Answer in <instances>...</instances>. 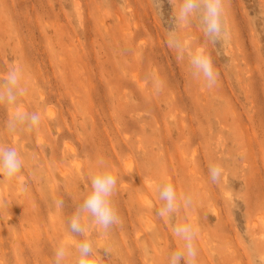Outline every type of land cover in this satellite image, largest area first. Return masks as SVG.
Segmentation results:
<instances>
[{"label":"rangeland","instance_id":"rangeland-1","mask_svg":"<svg viewBox=\"0 0 264 264\" xmlns=\"http://www.w3.org/2000/svg\"><path fill=\"white\" fill-rule=\"evenodd\" d=\"M180 3L161 0L160 20L152 0H0V82L19 68L25 89L15 106L0 103V145L22 160L18 179L0 184V264H54L61 244L69 264L85 238L103 264H169L184 223L196 264H264V0H223L222 44L196 18L176 28L211 55V88L168 45ZM17 110L40 114L32 133L8 131ZM100 161L117 177L122 224L105 232L84 214V235L72 233ZM164 177L193 200L170 219L156 214Z\"/></svg>","mask_w":264,"mask_h":264},{"label":"clouds","instance_id":"clouds-1","mask_svg":"<svg viewBox=\"0 0 264 264\" xmlns=\"http://www.w3.org/2000/svg\"><path fill=\"white\" fill-rule=\"evenodd\" d=\"M171 2V0H170ZM153 7L162 18L161 0H152ZM199 21L204 36L212 44H222L228 41L229 33L223 21V0H181L178 11L174 14L175 28L166 30L168 34V45L177 50L179 58L185 54L189 55L192 75L194 77L203 76L206 86L213 87L219 76L214 69L213 60L204 48H197L191 52L178 38L176 28L178 26H188L192 19ZM21 72L19 68H13L7 74V78L0 82V103L10 106L17 104L18 97L25 91L21 87ZM161 82L155 81V88L161 89ZM39 113H27L15 111L12 118L7 123L10 133H32L40 124ZM97 167L89 177L90 191L85 195L83 202L68 218V229L72 233L84 235L85 228L82 225L84 214L91 217L95 224L107 232L114 225L122 224L113 203L112 196L117 186V177L112 171L104 166V162H99ZM22 170V160L18 151L9 146L0 145V184L11 185ZM209 176L213 183H219L224 178V169L220 164L211 163L209 165ZM156 192L161 206L157 210V216L161 218H171L181 207H191L193 200L190 194H184L178 198L175 187L167 177L162 178L156 184ZM235 202L233 201V204ZM53 205L62 209L63 199H54ZM176 236L184 241V251H174L169 256V264H196L197 250L194 244L196 229L191 223L178 224L173 226ZM77 255L73 257L69 264H103V258L99 251H94L92 242L85 238L77 244ZM110 249L105 248V255ZM71 253L63 244L58 245L54 250V264H65L69 260Z\"/></svg>","mask_w":264,"mask_h":264},{"label":"bare ground","instance_id":"bare-ground-1","mask_svg":"<svg viewBox=\"0 0 264 264\" xmlns=\"http://www.w3.org/2000/svg\"><path fill=\"white\" fill-rule=\"evenodd\" d=\"M131 74V73H130ZM132 74H134V73H132ZM136 76V75H135ZM137 81V80H136ZM140 84V83H139ZM140 87H142V85L140 86ZM41 93H42V91H40ZM182 140V139H181ZM191 155V154H190ZM176 159V158H175ZM224 179V178H223ZM198 186H200V185H198ZM216 211V210H215ZM83 218H85V217H83Z\"/></svg>","mask_w":264,"mask_h":264}]
</instances>
